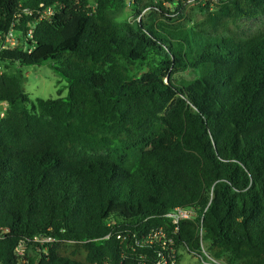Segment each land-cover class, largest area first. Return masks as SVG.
Wrapping results in <instances>:
<instances>
[{
  "label": "trees",
  "instance_id": "obj_1",
  "mask_svg": "<svg viewBox=\"0 0 264 264\" xmlns=\"http://www.w3.org/2000/svg\"><path fill=\"white\" fill-rule=\"evenodd\" d=\"M96 2L0 0V33L33 29L31 53H0V264H157L160 228L177 252L264 264V22L242 30L264 0H132L134 22ZM41 4L62 9L23 14ZM46 62L66 98L32 100L12 70ZM176 207L198 217L174 234Z\"/></svg>",
  "mask_w": 264,
  "mask_h": 264
},
{
  "label": "built area",
  "instance_id": "obj_2",
  "mask_svg": "<svg viewBox=\"0 0 264 264\" xmlns=\"http://www.w3.org/2000/svg\"><path fill=\"white\" fill-rule=\"evenodd\" d=\"M88 5L86 8L89 10L90 14H93L97 8L96 0H86ZM172 3H169L167 0H162L163 4L166 6L175 5L181 6L183 9H188L190 7L196 6L201 0H172ZM218 0H204L203 6L207 5V2H217ZM131 4V1L129 2ZM62 9V6L57 7L54 5L46 6L44 4L39 5V8H27L23 11V14L28 17L34 16L35 22L41 21H50L53 16ZM142 16H138L129 20V22L140 21ZM20 16L10 28L4 32L0 33V53L5 51H13L23 47L25 51L31 53L32 47L27 44V42H32L33 38V29L32 27L28 30L20 29ZM3 74V65L0 64V75ZM7 104L0 103V120L3 119L7 113ZM165 217L171 222L173 226L174 234H177L179 231V226L183 222H191L198 217V213L194 208H183L176 207L173 210L169 211ZM41 243H52L53 239L48 237L42 240H39ZM154 241L161 242L163 245L162 252L158 253L157 264H176V255L177 251L174 248V241L169 237L168 233L160 228L150 232L148 236V242L153 243Z\"/></svg>",
  "mask_w": 264,
  "mask_h": 264
},
{
  "label": "rangeland",
  "instance_id": "obj_3",
  "mask_svg": "<svg viewBox=\"0 0 264 264\" xmlns=\"http://www.w3.org/2000/svg\"><path fill=\"white\" fill-rule=\"evenodd\" d=\"M130 1L132 4V0H127V5L125 6L124 11L117 16L118 21H129L135 18L134 7L129 4ZM166 7L171 8L170 10L173 11L175 5L167 4ZM191 17V21H188L187 19H177L176 22L186 26H193L194 24L201 23L203 20V15L200 10L195 11ZM155 18L162 19V16L157 14ZM262 22H264V18L258 20H245L242 30L254 31L261 25ZM17 69H20L23 76L26 77L24 90L32 100L56 99L58 97L66 98L68 96V82L62 75L53 69L51 62H46L40 66H16L15 68H12L13 71ZM7 71L8 70L3 67V73ZM193 77V74L189 73H180L176 75V78L186 80H190ZM6 107L8 108V105H6ZM23 249L24 247L20 248L21 254ZM30 253L34 254L35 252L30 251ZM177 254L180 257L179 264H219L209 258L205 253L203 255H205L208 260L202 259V257L197 254H190L184 249H179Z\"/></svg>",
  "mask_w": 264,
  "mask_h": 264
}]
</instances>
